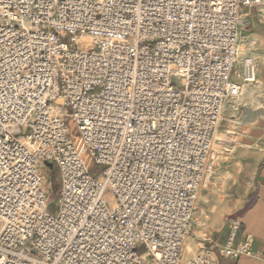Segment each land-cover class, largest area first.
Instances as JSON below:
<instances>
[{
	"label": "built area",
	"instance_id": "1",
	"mask_svg": "<svg viewBox=\"0 0 264 264\" xmlns=\"http://www.w3.org/2000/svg\"><path fill=\"white\" fill-rule=\"evenodd\" d=\"M261 3L0 0V264H180ZM227 226L192 264L264 259Z\"/></svg>",
	"mask_w": 264,
	"mask_h": 264
},
{
	"label": "rangeland",
	"instance_id": "2",
	"mask_svg": "<svg viewBox=\"0 0 264 264\" xmlns=\"http://www.w3.org/2000/svg\"><path fill=\"white\" fill-rule=\"evenodd\" d=\"M252 10L249 18L252 23L246 27L242 50L255 53L257 80L261 87L255 100L247 102L240 98L238 107L229 110L217 128L214 135L217 159L213 175L210 183L198 194L197 208L180 264H192V259L207 247L210 236L224 222L228 224L229 218L238 216L228 214L238 198L234 193L239 191L243 195L246 192L249 176L264 155V82L263 76H260L261 58L258 54L264 51V0ZM254 33L257 36L249 38ZM98 172L99 168H96L92 174Z\"/></svg>",
	"mask_w": 264,
	"mask_h": 264
},
{
	"label": "crops",
	"instance_id": "3",
	"mask_svg": "<svg viewBox=\"0 0 264 264\" xmlns=\"http://www.w3.org/2000/svg\"><path fill=\"white\" fill-rule=\"evenodd\" d=\"M255 36L257 35L254 33L249 38ZM249 44L251 45V41ZM242 46L243 40L241 42V48ZM245 52H249L253 56L255 55L252 50H245ZM258 54L261 58L260 76H263L264 82V51H260ZM234 194L238 198L228 213L230 216L238 215L236 218L240 223L234 243H241L248 234H252L255 237V248L264 252V155L254 167L252 176H249L246 192L242 195L239 191H236ZM229 234L230 230L226 222H224L222 227L210 236L207 246L217 251L218 247L227 243ZM219 264H264V259L247 256H242L237 259L220 258Z\"/></svg>",
	"mask_w": 264,
	"mask_h": 264
},
{
	"label": "bare ground",
	"instance_id": "4",
	"mask_svg": "<svg viewBox=\"0 0 264 264\" xmlns=\"http://www.w3.org/2000/svg\"><path fill=\"white\" fill-rule=\"evenodd\" d=\"M245 37V36H244ZM248 37V36H247ZM252 38V37H251ZM247 39V38H246ZM254 41V40H253ZM255 43V42H254ZM248 44V43H247ZM252 46V45H251ZM263 59V58H262ZM261 85L260 83H258V80L255 84L253 85H249L245 88V95L244 92L241 95V99H243L244 101L250 102L252 100H255L258 96L259 93V89H260ZM238 107L237 103L234 104V108L236 109Z\"/></svg>",
	"mask_w": 264,
	"mask_h": 264
},
{
	"label": "trees",
	"instance_id": "5",
	"mask_svg": "<svg viewBox=\"0 0 264 264\" xmlns=\"http://www.w3.org/2000/svg\"><path fill=\"white\" fill-rule=\"evenodd\" d=\"M252 204V203H251Z\"/></svg>",
	"mask_w": 264,
	"mask_h": 264
}]
</instances>
